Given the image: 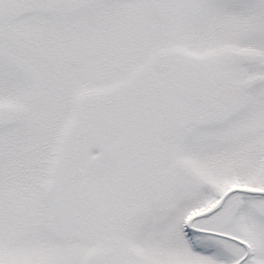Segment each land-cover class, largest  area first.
<instances>
[{
  "label": "snow or ice",
  "instance_id": "6c2138e0",
  "mask_svg": "<svg viewBox=\"0 0 264 264\" xmlns=\"http://www.w3.org/2000/svg\"><path fill=\"white\" fill-rule=\"evenodd\" d=\"M0 264H264V0H0Z\"/></svg>",
  "mask_w": 264,
  "mask_h": 264
}]
</instances>
